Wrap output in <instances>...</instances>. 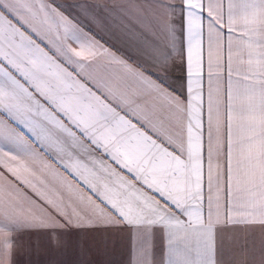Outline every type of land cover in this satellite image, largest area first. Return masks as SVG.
<instances>
[{
  "label": "snow or ice",
  "instance_id": "1",
  "mask_svg": "<svg viewBox=\"0 0 264 264\" xmlns=\"http://www.w3.org/2000/svg\"><path fill=\"white\" fill-rule=\"evenodd\" d=\"M62 7L0 0V264L100 225L125 264H264V0L75 6L136 59ZM49 151L71 180L22 175Z\"/></svg>",
  "mask_w": 264,
  "mask_h": 264
},
{
  "label": "crops",
  "instance_id": "2",
  "mask_svg": "<svg viewBox=\"0 0 264 264\" xmlns=\"http://www.w3.org/2000/svg\"><path fill=\"white\" fill-rule=\"evenodd\" d=\"M55 2L63 6L61 11H64L66 15L76 16L79 14V18L86 29H90L91 33H94L102 43L106 42V47L111 45L136 59V56L132 54L133 40L125 36H121L119 40L115 38L116 35H120L118 22L116 24L109 23L107 26L98 24L85 17L81 10L75 7L79 4H94L97 2L117 4L122 3L123 0H55ZM104 63V61H101V65ZM98 70L104 71L103 67ZM172 75L178 82L183 76L182 66L179 61L174 66ZM54 156L55 154L51 151L43 156V162L38 163L35 176H29L27 173H22V175L34 181L38 179L44 180L50 186H59L65 179L71 180V177L67 176L62 169L55 166L53 163ZM45 164L50 165V167H45ZM15 183L19 184L20 182L15 181ZM20 186L24 187V185ZM25 190L32 194L30 189ZM32 195L37 202H40L38 197H35L34 194ZM71 232V236L61 237L62 241L70 245L69 247L56 248L55 238H53L51 248L48 247L49 242L45 241L44 247L39 251L35 249L30 253L26 249L18 251L17 264H52L53 261H66L67 264H77L82 259L80 250L85 247L91 250L87 258L92 260L93 264H104L105 261H111V264H125L127 253L132 243V237L128 232L106 225L80 230L72 229Z\"/></svg>",
  "mask_w": 264,
  "mask_h": 264
}]
</instances>
